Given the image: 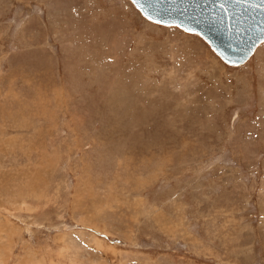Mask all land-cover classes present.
I'll list each match as a JSON object with an SVG mask.
<instances>
[{
  "label": "rangeland",
  "instance_id": "obj_1",
  "mask_svg": "<svg viewBox=\"0 0 264 264\" xmlns=\"http://www.w3.org/2000/svg\"><path fill=\"white\" fill-rule=\"evenodd\" d=\"M0 264H264V43L0 0Z\"/></svg>",
  "mask_w": 264,
  "mask_h": 264
},
{
  "label": "water",
  "instance_id": "obj_2",
  "mask_svg": "<svg viewBox=\"0 0 264 264\" xmlns=\"http://www.w3.org/2000/svg\"><path fill=\"white\" fill-rule=\"evenodd\" d=\"M155 23L202 36L229 65L249 60L264 42V0H131Z\"/></svg>",
  "mask_w": 264,
  "mask_h": 264
},
{
  "label": "bare ground",
  "instance_id": "obj_3",
  "mask_svg": "<svg viewBox=\"0 0 264 264\" xmlns=\"http://www.w3.org/2000/svg\"><path fill=\"white\" fill-rule=\"evenodd\" d=\"M259 48V47H258ZM257 51V50H256Z\"/></svg>",
  "mask_w": 264,
  "mask_h": 264
}]
</instances>
